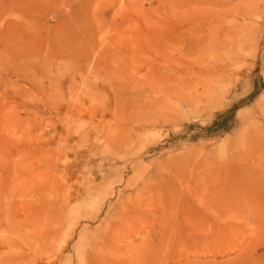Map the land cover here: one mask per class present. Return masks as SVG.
Wrapping results in <instances>:
<instances>
[{
  "label": "rangeland",
  "instance_id": "obj_1",
  "mask_svg": "<svg viewBox=\"0 0 264 264\" xmlns=\"http://www.w3.org/2000/svg\"><path fill=\"white\" fill-rule=\"evenodd\" d=\"M246 1L0 0V264H264Z\"/></svg>",
  "mask_w": 264,
  "mask_h": 264
},
{
  "label": "bare ground",
  "instance_id": "obj_2",
  "mask_svg": "<svg viewBox=\"0 0 264 264\" xmlns=\"http://www.w3.org/2000/svg\"><path fill=\"white\" fill-rule=\"evenodd\" d=\"M245 1H246V0H245ZM248 1H249V0H248ZM250 1H251V0H250ZM250 1H249V2H250ZM253 1H254V0H253ZM260 1H261V0H260ZM260 1H258V2H260ZM246 2H247V1H246ZM240 3H241V2H240ZM253 3H254V2H253ZM244 4H245V3H244ZM247 4H248V3H247ZM247 4H246V5H247ZM250 4H252V2H250ZM255 4H257V3H255ZM246 5H245V7H246ZM253 5H254V4H253ZM243 7H244V6H243ZM254 7H255V6H254ZM256 7H257V5H256ZM256 7H255V9H257ZM248 8H249V7H248ZM251 8H252V7H251ZM249 10H250V9H249ZM253 10H254V9H253ZM257 11H258V9H257ZM249 12H250V11H249ZM259 12H260V10H259ZM256 14H257V13H256ZM257 16H258V14H257ZM259 17H260V16H259Z\"/></svg>",
  "mask_w": 264,
  "mask_h": 264
}]
</instances>
